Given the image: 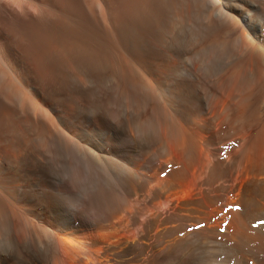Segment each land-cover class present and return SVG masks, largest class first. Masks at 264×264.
<instances>
[{
	"label": "rangeland",
	"instance_id": "374dc122",
	"mask_svg": "<svg viewBox=\"0 0 264 264\" xmlns=\"http://www.w3.org/2000/svg\"><path fill=\"white\" fill-rule=\"evenodd\" d=\"M191 8L180 0H0V235L9 248L26 247L22 238L28 239L37 226L50 228L54 213L49 200L86 199L106 214L116 204L143 199L142 191L130 188L129 175L137 186L145 182L147 187L182 163L185 177L170 192L171 200L184 202L159 212L163 221L170 220L164 227H177L171 218L179 214L188 232L212 227L219 234L212 246L237 253L248 264L254 254L264 259L258 239L247 249H235L226 239L241 216L254 237L264 235V136L251 146L264 125V74L245 73L238 79L249 49L217 69L203 64L201 57L222 54L213 46L228 43L240 29L227 34L219 21L211 23L212 15L209 23L196 12L190 24L181 23ZM250 18L258 34L249 51L264 52V23ZM6 42L12 45L9 51L3 48ZM249 119L252 125L247 126ZM138 124L146 127L141 131ZM173 135L183 139L175 141ZM216 167L221 174L208 180ZM254 183L262 191L256 208L230 201L238 198L239 184ZM65 186L73 191H64ZM202 200L208 204L201 205L199 214L187 205Z\"/></svg>",
	"mask_w": 264,
	"mask_h": 264
},
{
	"label": "bare ground",
	"instance_id": "6f19581e",
	"mask_svg": "<svg viewBox=\"0 0 264 264\" xmlns=\"http://www.w3.org/2000/svg\"><path fill=\"white\" fill-rule=\"evenodd\" d=\"M180 1H182L185 4L190 5L192 7L191 8L192 10L190 12L191 14L188 15L184 19L181 18V20H180L181 23L190 24L189 23L190 19L193 20L195 18L194 13L196 12V13L201 15L200 21H202L203 17L205 16V21L206 22L209 21V23L211 20L210 15H212L211 23L212 24L215 23L216 22L215 20L219 21L218 25L220 27H225V26L227 27V34L228 33L231 34L235 29L238 30L237 28L240 29L238 35L235 38L231 39L228 43L224 42V44L213 46L215 49H217V51H218L217 53H219L220 52L219 50H221L222 54L219 53V54H217V56H215V54L214 55L210 54L208 56L201 57L202 58L201 62L203 64H212L214 66V68L217 69V68H220L222 65H225V64L227 65V63L230 62L232 59L237 58L239 55H241L243 53L244 50H246V49L250 50L251 49V51H252V48L254 49V47H252V46H254V44H253L254 39H255L254 35L258 34V29H257V26H254V24L250 22V19H251L250 17H255V19H257L258 22L262 21L264 23V0H180ZM18 6H20V5L18 4ZM196 13H195V15H196ZM260 19H262V20H260ZM181 26H182V24H181ZM195 26H197V25H195ZM0 36H1V34H0ZM227 38L229 39L230 35H228ZM10 45H11L10 42H6L4 44L5 47H3V48H6V50L9 51L10 49H12L11 48L12 45H11V47H10ZM249 50H248V52L250 54L249 60L243 65V67L240 70L241 72L240 73L238 72V75L236 74L238 79L240 76H242V75L244 76L245 73H248V74L257 73L259 75L264 74V71H263L264 70L263 69L264 63L262 62V59L264 56L263 50L257 48V50H254L252 54L250 53L251 51H249ZM177 64H178V62H177ZM169 66L171 67L172 64ZM195 67H198V66H195ZM200 68H201V66H200ZM169 70H171V68ZM165 72L167 73V77H168L169 71L168 72L165 71ZM180 72L181 71H179V73ZM161 73H164V71ZM162 76H163V74H162ZM165 76H166V74H165ZM199 76L200 75H198V78H199ZM243 76L241 77V79L245 78ZM2 77H3V75H2ZM247 78H248V75H247ZM247 78H246V80H247ZM0 79H2L1 73H0ZM234 79L235 80H233V82L238 81V79H236V77ZM178 80H179V78H178ZM177 83H179V82H177ZM247 83H248V81H247ZM247 83H246V81L242 80V86H248ZM181 85H183V84H181ZM3 87H4V85H3ZM5 87H6V84H5ZM1 89H3V88H1ZM171 98H173V97H171ZM239 101H241V100H239ZM244 101H245V99H244ZM237 104H238L237 102L233 104L234 106H236L235 109L237 108ZM221 106L223 107V104ZM221 109H223V108H221ZM219 111L220 110L217 111L218 114L220 112L222 113V111H220V112ZM221 113L219 115H221ZM205 118H207V117H205ZM209 118H210V116H209ZM217 118H219V117L217 116ZM206 120H208V118ZM245 121H246L247 126L252 125L251 124L252 120L249 119V120H245ZM136 126H138L137 128L139 130L141 129V131L144 127H146V125H145L143 128H139L140 127L139 124ZM151 126H153V125H151ZM156 126H158V125H156ZM206 127L208 128L209 126H206ZM153 128H154V126H153ZM164 131H163V133H165ZM175 131H176V129H175ZM139 132H137V133H139ZM178 133L179 132H177V134ZM177 134H175V135H177ZM163 135H162V137L165 136V135L164 136ZM168 135H169V133H168ZM260 135L264 136V125H263V127L260 128L257 135H255L253 137V139L251 141L252 142L251 146L256 145V142H258V141L260 142V140H258V137ZM162 137H161V140L163 139ZM178 137L173 135V137H171V138H174L173 140L178 141L179 139H181V137L179 135H178ZM182 137H183V135H182ZM173 140H172V142H174ZM153 143H156V142H153ZM158 143H160V142H158ZM189 144L193 145L191 143H189ZM189 144L186 143L187 146ZM151 145H152V143H151ZM161 146L163 147L164 145H162V143H161ZM161 146L159 149H161ZM177 146H178V144H177ZM177 146H175V147H177ZM179 146L180 147L182 146V148L185 147V146L183 147V144H180ZM182 148H179V149L182 150ZM186 149L187 148H184L182 151H185L186 154L187 153L189 154V152H187ZM192 149H194V148H192ZM169 150H166V151L169 152ZM182 151H181V153H182ZM201 151H203L202 148H201ZM192 154H193V152H192ZM96 155H98V154H96ZM193 155H195V154H193ZM172 156H170V157L172 159H174ZM152 157H154V155ZM170 157H169V159H170ZM187 157H190V156L186 155V158ZM193 157H195V156H193ZM197 158H199V157H196V160H198ZM187 159H189V158H187ZM155 160L156 159H153L152 163H154ZM164 161H167V159ZM184 162H187V161H184ZM194 162H196V161H194ZM194 162H192V163H194ZM198 162H199V160H198ZM201 163L202 162H200V164ZM148 164L149 163H147V165ZM138 165H140V164H138ZM150 165L151 164H149V167L152 166V165L151 166ZM184 165L185 164L181 163L180 169L170 171L169 176H167V178L165 180L156 181L155 183H153L147 187H143V184L145 182L144 183L140 182L142 185L139 183V185L137 186L138 183L133 182L134 179H132L130 177L131 175L128 174L129 179L131 180L130 188H132V190H135V191H136V189H139L140 191H142L144 201H145V199H147L148 202L142 203L143 201H141V200H143V199L140 200L139 198H136V199L134 198L135 200H133V203L124 204V206L116 204V208L115 209L111 208L112 210L106 214L105 213H99L97 211L96 207L94 208V204H92L89 200H86V199L80 198V200H77V201H76V199H75V201H72L69 199L68 201H64V202L62 200L61 201L60 200H52V201L49 200V203L47 204V206H49L51 208V211L54 213L50 228L48 229L46 227L44 228V227H38L37 226L35 229L33 228L34 232L32 231V234H30V235L28 233L22 234V237H24L25 234L28 235V239H27V237H26V239L20 237V238L24 239L23 241L25 243L24 242L23 243L26 247L23 246V248H19V249H17V248L15 249L14 247H16V245H14V244H13V246H14L13 248H9V245L5 244L6 239L4 237H2L1 236L2 234H1L0 235V264H163L164 261L171 262V260H173V261L175 260L174 264H191L193 261L192 259H195L197 264H227L229 262L232 263L233 260H234V264H239V262L241 263V259L245 262L243 264H248L247 260H245L241 256H238L239 254L237 255V253L231 252L230 250L223 249L222 247L212 246L213 244H215L212 239L215 237L216 234H218V233L214 232V230L211 229L212 227L210 228L208 226H205L202 230L195 231V232H188V229H187V231L185 230L186 229L185 228L186 225L184 223L185 217H183L179 214L172 215V218H171V219H174L175 221H178L179 225L177 227L176 226H175V228H169V227L165 228L164 227V226L168 225L166 223L168 221L170 222V220H168L167 222L163 221L159 217V215L162 212L161 213H159V212L162 209H164V210L165 209L166 210L167 209H170V210L178 209L180 207V204L182 202H184V200H183V201H180L179 203H177L178 202L177 200L175 202L173 200H171L172 199L171 198L172 192H170V191H172L171 186H173V185L177 186V184H176L177 180L179 178L185 177V174H184L185 166ZM190 167H192V166H190ZM201 167L202 166H200V168ZM151 168L154 169L153 167H151ZM135 169L137 170L136 167H134V170ZM187 169H188V167H187ZM132 170H133V168H132ZM148 170H151V169H148ZM161 170L159 172H162ZM199 170L197 171L198 173L201 172ZM128 171L127 172L125 171V172L128 173ZM187 171H186V173H189L188 175H191L190 172H187ZM193 171L191 170L192 173H193ZM122 172H123V170H122ZM194 172H196V171H194ZM196 174L193 173V175H196ZM206 174H208V173H206ZM220 174H221V169L219 167H216L215 170L208 175L207 179L208 180L211 179L213 181V179H215V177H218V175H220ZM197 175H198V177H200L199 174H197ZM202 175H204V172L202 173ZM191 177H192V175H191ZM127 179H128V177H127ZM189 179H190V176H189ZM198 179H200V178H198ZM182 181H184V179H182ZM170 182L172 183L171 185L169 184ZM185 182H184V184H185ZM210 182H208V183H210ZM187 183H188V181H187ZM191 183H193V182H191ZM161 184H164L165 188H164V186H161ZM195 186H196V184H195ZM252 186H256V187H252ZM257 186H258V183H254L251 186L239 184L240 188L237 186L239 188V190H238L239 193L236 195L238 198L235 197L236 200H230L231 199L230 198L229 200L231 202L237 201V203H240L241 205L244 204V206L249 204V205L256 208L257 204H258L257 203V197H259L262 193L261 189H258ZM248 187H250V189H248ZM63 189H64V187H63ZM72 189L71 188L68 189L65 186L64 191H68V190L73 191ZM138 194H139V192H138ZM135 196H138V195H134V197ZM74 198H76V197H74ZM45 202H43V203L45 204ZM127 202H129V201H127ZM137 202L138 203L141 202V203L139 205H137L136 204ZM206 202L207 201H205V200L192 201L191 203H188L187 205H192L191 208L194 210V212L197 213V211H198V214H199V212H200L199 210L203 211L202 206H203V204L205 205ZM119 203H120V201H119ZM206 204H208V202ZM114 206H115V204H114ZM163 206H165V207L162 208ZM261 206H263V205H261ZM50 208H48V209H50ZM200 214H202V212ZM237 216H239V215H237ZM161 217H162V215H161ZM192 217H195V216H192ZM196 217L193 218L194 220H192V219L191 220L194 221L195 224H197V223L199 224V222L201 220L198 217L197 218ZM244 217L245 216L238 217L235 221L236 223L234 222L235 228H234L233 235L228 236V237L223 236V238L225 239V237H226V239L228 240L227 243L228 242L233 243V246H234L233 248H235V249H237V248L238 249L239 248L240 249H242V248L247 249V248L251 247L250 246L251 242L255 239H258L259 241H261L264 244V235L259 234L260 236L254 237V235H253L254 232H252L250 226H248L245 223ZM200 218H201V215H200ZM100 219H103L107 223L104 224L103 223L104 221L100 223L99 222ZM203 219L204 218H202V220ZM186 220H187V218H186ZM256 220H260V218L256 219ZM185 222H187V221H185ZM189 225H191V223H189ZM187 226H188V224H187ZM26 232H27V230H26ZM177 234L179 237L177 236ZM216 237H217V235H216ZM221 238H222V236H221ZM22 239L20 241L21 244H22ZM20 242H18V243H20ZM233 251H234V249H233ZM226 253H228V255ZM239 253H240V251H239ZM222 254L226 255V258H224V259L220 258L219 259V257ZM255 258L256 257L254 254L253 258H252L253 259L252 264H264V259L263 260H257Z\"/></svg>",
	"mask_w": 264,
	"mask_h": 264
}]
</instances>
